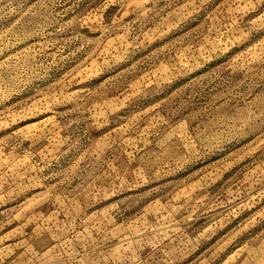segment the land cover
I'll return each mask as SVG.
<instances>
[{
	"label": "rangeland",
	"instance_id": "obj_1",
	"mask_svg": "<svg viewBox=\"0 0 264 264\" xmlns=\"http://www.w3.org/2000/svg\"><path fill=\"white\" fill-rule=\"evenodd\" d=\"M0 264H264V0H0Z\"/></svg>",
	"mask_w": 264,
	"mask_h": 264
}]
</instances>
